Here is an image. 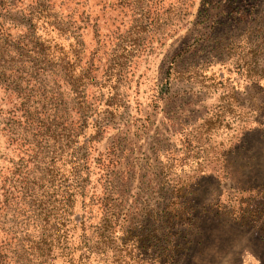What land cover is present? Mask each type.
Masks as SVG:
<instances>
[{
	"label": "rangeland",
	"instance_id": "rangeland-1",
	"mask_svg": "<svg viewBox=\"0 0 264 264\" xmlns=\"http://www.w3.org/2000/svg\"><path fill=\"white\" fill-rule=\"evenodd\" d=\"M81 114L106 129L53 264H264V0H0L2 264L76 182Z\"/></svg>",
	"mask_w": 264,
	"mask_h": 264
},
{
	"label": "trees",
	"instance_id": "trees-1",
	"mask_svg": "<svg viewBox=\"0 0 264 264\" xmlns=\"http://www.w3.org/2000/svg\"><path fill=\"white\" fill-rule=\"evenodd\" d=\"M47 6H43L42 8L38 9L35 14L37 16V21L42 20L43 24L45 26L52 27V30H58L62 34H70L68 30H65L59 23L58 26L55 21L51 18ZM32 24L33 18H31ZM37 42L39 45H41L43 51H45L46 56H49L50 54V47L48 46L46 41H41L40 38H37ZM42 42V43H40ZM129 44H127L128 46ZM57 46V45H56ZM132 47V45H131ZM52 48L56 47L53 45ZM54 49V50H55ZM56 51V50H55ZM62 59H60L61 62H67V64H73L74 58H69L68 55L62 56ZM75 63H78V57L75 60ZM75 64V66H76ZM93 79L92 77H88L87 75H84L83 73L81 74L80 78L77 80L78 82V88H82L86 86V82L88 80ZM83 92V91H82ZM77 94H81V90L78 91ZM90 117L87 116H82L81 114V119L79 122H77V140L74 141V145H77L74 149L76 154L79 155V157L76 159V162H72L74 165V168L71 167V172L74 173L73 177L76 180L73 181V186H68V191H61V194L58 192L59 190H55L54 194L49 196L47 200L40 201L36 205L38 206H45L42 208L43 211H45L46 214V222L45 227L41 228L42 233L40 234L41 238L39 240L35 241L32 246H29L28 251H26V254L28 257H31L33 260H30L31 262H37V264H53V262L59 258L62 259H67L70 262L74 260V252L77 250V245H73L71 241V234L70 230L68 228L70 222V210H69V204L71 203L73 197L76 195V193L81 196L83 193L84 189V184L83 180L81 178V171L84 168V174L87 171V166L88 164L85 163L89 156V149L91 148L90 144L95 143L97 141H100L101 136L103 135L105 131V126L103 123L106 121V119H102V117H97L93 119V129H94V136H92L90 139L87 141H80L81 139L80 136L83 135V130L87 128L88 126V121ZM74 157V156H73ZM67 165H70L67 163ZM72 166V165H70ZM71 174L65 179L62 177V180L64 183H68L70 180ZM63 183V184H64ZM76 183V186H75ZM66 185H62L61 188H66ZM57 189V187L54 185ZM72 189V190H71ZM58 195H62L60 197H57ZM59 202V203H58ZM58 203V209L56 207V204ZM54 207V208H52ZM51 208V209H50ZM56 217L57 222L56 223H51L52 218ZM84 243V242H83ZM85 245L82 246L83 248V253L80 257V260L85 259V254L89 251L88 247L86 246L87 244L84 243ZM81 246V245H80ZM80 246L78 249H80ZM76 248V249H75ZM3 251L0 248V264H2L3 260ZM79 264V262H77Z\"/></svg>",
	"mask_w": 264,
	"mask_h": 264
}]
</instances>
